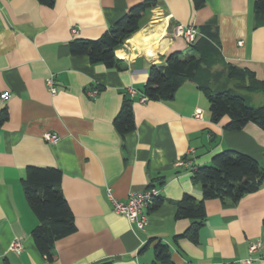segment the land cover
I'll return each mask as SVG.
<instances>
[{
  "label": "crops",
  "instance_id": "1",
  "mask_svg": "<svg viewBox=\"0 0 264 264\" xmlns=\"http://www.w3.org/2000/svg\"><path fill=\"white\" fill-rule=\"evenodd\" d=\"M143 1L54 0L46 6L0 0V95H8L0 101V264H152L158 242L168 248L170 264H225L264 252V180L236 203L205 200L195 242L175 239L191 220L174 218L184 196L202 199L192 171L210 165L214 155L246 154L264 173V131L253 123L227 130V116L212 121L198 87L233 89L237 81L228 79V66L264 83V14L254 12V0H202L199 7L193 0H154L138 29L114 50L116 68L71 53L72 42L100 39ZM176 23L195 27L196 40L215 49L196 80L184 82L171 100L142 103L149 68L164 66L174 52L192 53L191 43L175 35ZM50 77L55 94L46 84ZM239 94L252 107L264 105V88ZM126 98L134 129L121 136L113 121ZM28 167L61 171V192L74 218L75 231L54 243L51 260L31 236L38 221L23 193ZM149 185L160 189V202L139 230L112 210L106 189L125 201ZM14 239L21 243L16 251L10 249ZM250 242L261 248L249 254Z\"/></svg>",
  "mask_w": 264,
  "mask_h": 264
},
{
  "label": "trees",
  "instance_id": "2",
  "mask_svg": "<svg viewBox=\"0 0 264 264\" xmlns=\"http://www.w3.org/2000/svg\"><path fill=\"white\" fill-rule=\"evenodd\" d=\"M40 4L52 6L54 0H37ZM195 7L202 5V0H193ZM154 5V0H145L131 7L100 39L94 41H74L70 50L75 55H85L92 64L101 63L107 68H116L118 60L114 50L138 29L141 14ZM253 10L264 14V0H254ZM207 38L213 40L210 33ZM191 54L180 52L169 54L164 66H151L143 89L147 100L168 101L175 91L186 81H195L198 70L207 63V56L215 48L206 39L191 43ZM214 54V53H213ZM217 57V56H216ZM228 79L237 81L233 89L217 92L199 84V89L208 101L211 120L216 122L227 116L226 129L240 130L247 123H253L264 131V105L252 107L239 93H251L264 88V83L257 80L248 70L228 66ZM3 118H1V121ZM113 125L121 135L134 129L131 100L124 99L114 118ZM192 179L201 186L202 199L196 201L184 196L176 205L175 219H189L191 224L177 238H186L192 242L205 219L204 201L208 199L226 200L236 203L243 195L255 192L262 185L264 173L252 157L232 150L222 151L212 157L208 166L195 168ZM149 185L148 187H153ZM155 187V186H154ZM25 200L37 218L38 224L31 231L37 250L47 259H52L54 243L75 231L73 214L61 192V171L56 168L28 167L23 183ZM160 202L155 199L149 209ZM170 264V254L166 245L158 242L154 247V263ZM97 264H111L102 262Z\"/></svg>",
  "mask_w": 264,
  "mask_h": 264
},
{
  "label": "built area",
  "instance_id": "3",
  "mask_svg": "<svg viewBox=\"0 0 264 264\" xmlns=\"http://www.w3.org/2000/svg\"><path fill=\"white\" fill-rule=\"evenodd\" d=\"M175 35L181 37L186 43H193L198 37L199 32L193 26H186L180 23H176L173 27ZM75 33V30H72ZM239 46L242 44L241 41L237 43ZM48 90L51 94L56 93V88L54 87V82L52 77L48 78L46 81ZM96 91L91 93L92 96ZM133 93V91H131ZM7 93H3L0 95V101H4L7 98ZM147 100L145 96L140 98V101L143 103ZM201 112L196 110L194 112V118L200 119ZM45 139L51 143H56L57 137L55 135L47 134ZM188 163L178 162V166L187 165ZM106 196L111 203L112 210L124 216L136 229L142 230L148 223V211L153 205L155 199L160 197V189L157 187H148L142 191H131L128 194V197L125 201H120L114 198L112 195L111 189H106ZM21 248L20 240L14 239V241L10 245V249L12 251H16ZM261 245L259 243L250 242L248 244V252L252 254L253 252L259 250ZM256 261H264V252L260 257H252L248 256L243 259H238L235 261H229L225 264H254Z\"/></svg>",
  "mask_w": 264,
  "mask_h": 264
}]
</instances>
